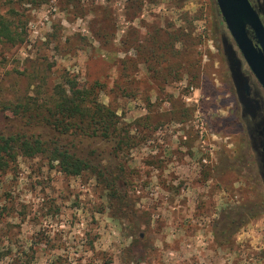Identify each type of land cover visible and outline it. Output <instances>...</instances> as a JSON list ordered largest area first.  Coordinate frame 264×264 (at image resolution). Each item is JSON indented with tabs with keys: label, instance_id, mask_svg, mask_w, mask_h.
<instances>
[{
	"label": "rangeland",
	"instance_id": "obj_1",
	"mask_svg": "<svg viewBox=\"0 0 264 264\" xmlns=\"http://www.w3.org/2000/svg\"><path fill=\"white\" fill-rule=\"evenodd\" d=\"M0 16L13 38L0 39V144L48 148L0 155V264H264V88L217 0H0ZM67 80L101 86L127 143L57 125ZM56 146L94 167L66 175L49 160Z\"/></svg>",
	"mask_w": 264,
	"mask_h": 264
},
{
	"label": "trees",
	"instance_id": "obj_2",
	"mask_svg": "<svg viewBox=\"0 0 264 264\" xmlns=\"http://www.w3.org/2000/svg\"><path fill=\"white\" fill-rule=\"evenodd\" d=\"M46 0H32L33 3H42ZM13 39L10 25L0 16V39ZM70 84L69 88L65 84H58L55 87V103L54 113L58 115L56 122L58 126H63L65 131H69L71 127L85 132L91 137H101L109 139L112 136L119 137L118 144L127 143V134L125 128H120V121L118 120L117 112L110 106L100 103L98 100V86L97 84L88 87H79L73 80H67ZM85 121H88L85 124ZM92 129V130H90ZM18 145L32 154L47 153L48 148L41 139L36 138L34 142L29 139H22L21 137H7L3 138L0 144V155L4 153L11 154L15 158L14 149ZM49 160L57 162L60 171L69 176H78L87 170H91L94 165L86 158L71 152L68 149H63L58 146L50 151ZM101 175L104 173L100 169ZM115 184H108L111 192H115ZM240 218L247 217L244 212H240ZM241 220L237 225H241ZM232 222L228 223L230 227ZM4 252L0 250V258Z\"/></svg>",
	"mask_w": 264,
	"mask_h": 264
},
{
	"label": "water",
	"instance_id": "obj_3",
	"mask_svg": "<svg viewBox=\"0 0 264 264\" xmlns=\"http://www.w3.org/2000/svg\"><path fill=\"white\" fill-rule=\"evenodd\" d=\"M217 3L238 49L264 88V20L261 10L251 0H217ZM223 47L244 112L256 116L260 104L253 98L250 78L244 72L243 62L228 36L223 37ZM260 131L261 151L264 155V123Z\"/></svg>",
	"mask_w": 264,
	"mask_h": 264
},
{
	"label": "flooded vegetation",
	"instance_id": "obj_4",
	"mask_svg": "<svg viewBox=\"0 0 264 264\" xmlns=\"http://www.w3.org/2000/svg\"><path fill=\"white\" fill-rule=\"evenodd\" d=\"M251 2H252V4L256 7L257 5H256V0H251ZM262 16V15H261ZM263 18V17H262ZM263 20H264V18H263Z\"/></svg>",
	"mask_w": 264,
	"mask_h": 264
}]
</instances>
